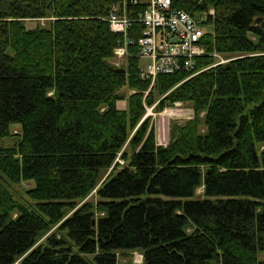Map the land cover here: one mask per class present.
I'll list each match as a JSON object with an SVG mask.
<instances>
[{
    "label": "trees",
    "instance_id": "16d2710c",
    "mask_svg": "<svg viewBox=\"0 0 264 264\" xmlns=\"http://www.w3.org/2000/svg\"><path fill=\"white\" fill-rule=\"evenodd\" d=\"M171 1L213 9L208 67L151 84L109 61L113 0H0V264H264V0ZM175 101L194 116L159 144L145 106Z\"/></svg>",
    "mask_w": 264,
    "mask_h": 264
},
{
    "label": "built area",
    "instance_id": "2783aa9c",
    "mask_svg": "<svg viewBox=\"0 0 264 264\" xmlns=\"http://www.w3.org/2000/svg\"><path fill=\"white\" fill-rule=\"evenodd\" d=\"M139 4L140 9L131 15ZM207 13L213 14V9L197 16L173 6L171 0H113L108 25L112 32L122 35L113 56L122 60L132 54L144 60V66L139 65L140 76L150 83L160 74L194 75L208 67L197 65V59L206 53L202 40L208 27ZM133 22L140 24V34L129 38L127 31ZM212 55L216 60L212 65L229 60L215 52Z\"/></svg>",
    "mask_w": 264,
    "mask_h": 264
},
{
    "label": "rangeland",
    "instance_id": "374dc122",
    "mask_svg": "<svg viewBox=\"0 0 264 264\" xmlns=\"http://www.w3.org/2000/svg\"><path fill=\"white\" fill-rule=\"evenodd\" d=\"M199 14L200 13L198 14L196 13L195 15L198 16ZM37 23L44 24V19L25 20V25L26 27H29V28L36 26ZM209 29H210V26L207 27V30ZM222 57L229 58L228 56H222ZM118 60L114 56H112V58H110L109 61L115 66L117 63H119L120 66H124L126 64V58L122 60L120 59ZM139 65L140 67H143L144 60H140ZM122 91L125 92V94L129 93V90L127 88H123ZM154 104L151 106H147V105L145 106V112L142 118L145 116H149V124L152 125L154 128L156 142L159 144H166L169 139L170 123L173 121L179 122V123L184 122L185 120L192 118L194 116V111L189 102L175 101L170 104L166 103L163 105V107L160 110H157V111L154 108H152ZM117 106L119 108L124 109L126 107V100L125 99L118 100ZM15 130H17V126H13V131ZM2 142L9 143L10 139H4ZM118 161L122 162L121 159H118ZM31 186H33V182L31 180H22L18 184H11L10 190L13 192V195L17 199L22 200L25 197L24 190ZM204 197L206 196L202 194V187L200 186L196 189V192L194 195L190 197L182 198V199H200ZM95 198H96V195H95L94 190L86 197V199H90V200H94ZM210 198H214V197L212 196ZM44 235H42L37 242L42 241ZM141 262H142V254L138 250H132V251H126V252L119 251L117 253V264H127V263H137L138 264Z\"/></svg>",
    "mask_w": 264,
    "mask_h": 264
},
{
    "label": "bare ground",
    "instance_id": "6f19581e",
    "mask_svg": "<svg viewBox=\"0 0 264 264\" xmlns=\"http://www.w3.org/2000/svg\"><path fill=\"white\" fill-rule=\"evenodd\" d=\"M204 56H206V55H204ZM202 57V56H201Z\"/></svg>",
    "mask_w": 264,
    "mask_h": 264
}]
</instances>
